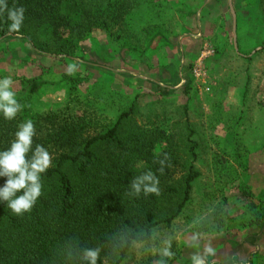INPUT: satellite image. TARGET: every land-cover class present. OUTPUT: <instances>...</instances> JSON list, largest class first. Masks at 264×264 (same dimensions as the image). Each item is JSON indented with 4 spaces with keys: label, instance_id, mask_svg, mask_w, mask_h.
I'll list each match as a JSON object with an SVG mask.
<instances>
[{
    "label": "rangeland",
    "instance_id": "1",
    "mask_svg": "<svg viewBox=\"0 0 264 264\" xmlns=\"http://www.w3.org/2000/svg\"><path fill=\"white\" fill-rule=\"evenodd\" d=\"M147 1L123 26L95 28L74 41L67 57L36 50L22 35L0 37V79H13L23 105L16 117L44 124L50 112L82 115L95 133L136 96L143 119L154 112L177 118L186 104L198 142L191 199L120 264H192L205 247L214 249L206 264H264V24L256 0L233 1L234 28L227 0ZM198 30L206 42L183 63L177 44ZM71 63L78 70L70 76ZM173 66L184 81L164 96L153 82ZM165 241L171 258L160 253Z\"/></svg>",
    "mask_w": 264,
    "mask_h": 264
},
{
    "label": "trees",
    "instance_id": "2",
    "mask_svg": "<svg viewBox=\"0 0 264 264\" xmlns=\"http://www.w3.org/2000/svg\"><path fill=\"white\" fill-rule=\"evenodd\" d=\"M6 2L8 8L24 7L25 18L19 33H10L6 13L0 16V37L22 35L34 49L65 57L74 41L95 28L109 31L123 26L131 10L149 4L147 0ZM256 5L264 24V0H256ZM189 13L196 23V12ZM158 91L167 96L174 89L158 87ZM141 116L136 96L111 126L95 133H89L90 123L82 115L60 118L50 112L44 124L33 121V148L45 147L52 165L41 176L42 195L30 212L14 215L0 201V264H90L83 258L88 249H99L96 264H120L134 243L148 241L156 227L169 225L182 212L199 176L198 142L187 105L177 118L157 112ZM24 120L8 121L0 114V151L10 146ZM165 154L168 161L161 173L158 161ZM147 171L158 177L160 195L130 197L131 181ZM5 180L0 177V187Z\"/></svg>",
    "mask_w": 264,
    "mask_h": 264
},
{
    "label": "clouds",
    "instance_id": "3",
    "mask_svg": "<svg viewBox=\"0 0 264 264\" xmlns=\"http://www.w3.org/2000/svg\"><path fill=\"white\" fill-rule=\"evenodd\" d=\"M5 13L7 20L10 21L8 31L19 33L25 18V8L22 6L8 8L6 0H0V16ZM77 70L78 65L71 63L67 66V75H74ZM13 83L10 76L0 79V114L8 121L14 120L23 108V105L16 99ZM35 135L36 129L33 121L30 119L23 121L18 125L10 146L0 151V177L6 178L4 185L0 187V201L6 202L7 207L17 216L32 210L37 199L42 195L41 176L52 165V156L45 147L37 144L33 148ZM167 161V154L158 161L161 173ZM127 194L130 197H139L141 194L145 197L150 194L160 195L158 177L152 171L135 177L131 181ZM170 246V241H165V247L160 250L162 256L171 258L174 255L169 250ZM213 254L214 249L205 247L202 255L191 256L192 264H206V257ZM83 258L90 264H96L99 249L85 250ZM159 264H164V261L161 260Z\"/></svg>",
    "mask_w": 264,
    "mask_h": 264
},
{
    "label": "crops",
    "instance_id": "4",
    "mask_svg": "<svg viewBox=\"0 0 264 264\" xmlns=\"http://www.w3.org/2000/svg\"><path fill=\"white\" fill-rule=\"evenodd\" d=\"M233 1L232 6H233ZM228 2V0H227ZM232 14V12H231ZM232 16V15H231ZM204 35L201 34L200 30H198L197 35H187L183 38H181L177 44V52L182 54V61L183 63L187 62V59H191V55L193 54H198L201 50L202 44L205 43L206 41L203 40ZM194 49V50H193ZM168 71V72H167ZM163 71L164 74V79L160 81H155L154 86L158 89V87L162 88H171V89H176L180 86L181 82L184 81L182 78V71L181 73H175V67H169V70ZM171 72V73H170ZM124 110V109H123Z\"/></svg>",
    "mask_w": 264,
    "mask_h": 264
},
{
    "label": "water",
    "instance_id": "5",
    "mask_svg": "<svg viewBox=\"0 0 264 264\" xmlns=\"http://www.w3.org/2000/svg\"><path fill=\"white\" fill-rule=\"evenodd\" d=\"M228 5H229V8H230V11L232 12L233 28H234L236 16H235V13H234V9H233L231 0H228ZM233 37H234V45L236 47L235 33H234Z\"/></svg>",
    "mask_w": 264,
    "mask_h": 264
},
{
    "label": "built area",
    "instance_id": "6",
    "mask_svg": "<svg viewBox=\"0 0 264 264\" xmlns=\"http://www.w3.org/2000/svg\"><path fill=\"white\" fill-rule=\"evenodd\" d=\"M202 58L199 59V61H201ZM197 62L196 64H194L193 68H192V73L194 75H198L201 72V67H200V62ZM206 90H208V88H206Z\"/></svg>",
    "mask_w": 264,
    "mask_h": 264
}]
</instances>
